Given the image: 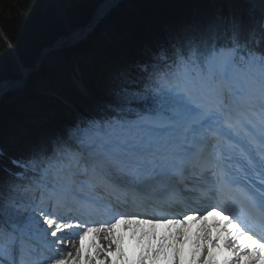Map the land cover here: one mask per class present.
<instances>
[{"label":"snow or ice","instance_id":"snow-or-ice-1","mask_svg":"<svg viewBox=\"0 0 264 264\" xmlns=\"http://www.w3.org/2000/svg\"><path fill=\"white\" fill-rule=\"evenodd\" d=\"M260 28L264 43V20ZM257 43L254 31L234 17L223 31H184L174 44L173 82L155 89L153 105L131 123L77 158L75 179L62 191L79 200L78 191L100 187L135 201L150 192L167 194L170 183H184L174 182L176 175L194 176L197 186L185 184L182 191L215 198L230 193L234 204L239 201L255 216L260 232L225 207L226 200L211 210H191L199 214L181 213L182 218L114 213V222L77 233L74 258L52 257L51 264H184L190 243L193 256L203 257L201 264H264V50ZM10 86L0 81V91ZM39 214L47 226L42 234L63 242L58 233L73 225L61 227L56 218ZM209 217L220 219L209 224ZM38 223L34 217L28 223L0 221V264H41L29 235L30 225ZM161 226L163 234L157 231ZM126 239L134 242L131 256Z\"/></svg>","mask_w":264,"mask_h":264},{"label":"trees","instance_id":"trees-1","mask_svg":"<svg viewBox=\"0 0 264 264\" xmlns=\"http://www.w3.org/2000/svg\"><path fill=\"white\" fill-rule=\"evenodd\" d=\"M102 1L0 0V58L10 67L9 73L0 69V81L22 78L21 67L36 66L46 47L88 23ZM233 17L254 31L264 50V13L246 0H121L87 38L46 54L22 86L2 96L0 143L9 145L11 134L25 128L21 145L52 153L58 145L74 147L69 135L81 114L135 116L153 105L155 89L171 74L180 35L223 31ZM7 175L0 166V203Z\"/></svg>","mask_w":264,"mask_h":264},{"label":"bare ground","instance_id":"bare-ground-1","mask_svg":"<svg viewBox=\"0 0 264 264\" xmlns=\"http://www.w3.org/2000/svg\"><path fill=\"white\" fill-rule=\"evenodd\" d=\"M118 1L119 0H105V1H103L102 4H100L98 6V8L95 11V13L98 14V15L102 14L108 8V6L111 3L118 2ZM250 1H252L253 4H255L257 7H260L262 9H264V7L261 6L262 4H264V0H250ZM80 33H83V31L79 32V34ZM2 81H8L9 83L13 82L12 80H9V79H4ZM4 92H5V90L4 91H0V98L3 96ZM92 127L90 126V129ZM118 128H119L118 125H113L112 127L107 128V130L111 129L108 132H107V130L104 131L105 129L101 130V132L99 134H97L96 137H94L93 140L95 141L97 139V140L103 141V139H108L109 137H112L117 131H119ZM90 134L91 133L88 132V135H90ZM183 195L185 196V198H183V201L185 202V205H187L186 203L193 204L195 197H199L200 199L209 198V197H201L198 193H195V192H192L191 194L183 192ZM226 201H228V203L225 204L224 206L225 207H233V209H234L233 214L239 216L241 219H244L246 221H251V218L249 217L248 210L242 204H240L239 201H236L235 204H234L230 194H228L226 196ZM219 204H221V203H219ZM219 204H217V205H219ZM143 205H146V204L143 203ZM195 205H198V204L195 203ZM55 206H57V205H55ZM39 209L41 211H43L46 215H49L51 217L56 218L57 222L61 225V227H63V225L66 224L65 218L60 217V215H61L60 213H59L60 215H57L56 213H53L52 210L50 211V206L49 207L48 206L39 207ZM191 210L192 209L190 207L185 206V208L180 213H187V214L198 213V212H193ZM208 210H211V208H208ZM227 214H228V212L225 211L224 215H227ZM177 218H182V215L178 216ZM219 219H220V217H209L208 223L211 224L215 220H219ZM104 224H106V223H104ZM41 225H44V224L42 223ZM101 225L102 224H93V225H90L88 227H100ZM198 227H199V222H197L196 224L193 225V227H192V233L193 234L196 232ZM86 229H82L80 227L79 230L75 231L73 228H68V229H65L64 232H61L59 234V236L63 237V242H58L57 238L53 241V246L55 247V252H54L52 257H59V258H64V259H69V260L71 258H74L76 256V249L79 247V241H78L77 233H81L82 234V232L84 230H86ZM175 230L176 229H172V231H175ZM67 231H68V233H67ZM121 231L126 232L127 230L122 228ZM157 231L159 233L163 234L166 231V229L165 230H158L157 229ZM103 235H104V233L101 234V237ZM99 242L102 245H104L105 248L107 247V241H105L103 238H101ZM87 243L88 242H86V244ZM133 246H134V243H133ZM125 247H126V249L128 247L127 239L125 241ZM194 250H195V246L192 243H190V244L185 246V250L184 251L188 252V253L184 254V256H188L187 259H186V264L187 263H189V264H195V263L196 264H201V261H202L203 257L202 256H195L194 257L193 256ZM69 253L72 254L71 257H69V255H68ZM101 258H103L102 255H101ZM109 260H111V258H109ZM41 264H51V261L48 258L42 259L41 260Z\"/></svg>","mask_w":264,"mask_h":264},{"label":"rangeland","instance_id":"rangeland-1","mask_svg":"<svg viewBox=\"0 0 264 264\" xmlns=\"http://www.w3.org/2000/svg\"><path fill=\"white\" fill-rule=\"evenodd\" d=\"M68 5H71V2L68 1ZM4 36V35H3ZM5 38V37H4ZM2 45V43L0 42V46ZM2 56V55H0ZM87 60L90 61V55L87 54ZM1 60V58H0ZM0 69L1 70H5L6 73L10 72V67L9 65L4 62L3 60L0 61ZM22 70V67H21ZM23 72V71H22ZM22 78H18V79H10V80H19ZM100 120H93L90 122V126H94V125H98L100 124ZM109 121L107 120L106 122H104V124L108 125ZM112 125H120V123L118 121H114L111 122ZM76 130H79V128H76ZM107 129H105L104 131H106ZM111 130L108 129L107 132ZM24 135H26V131H24V134H22L21 137H24ZM13 144H16V140H13ZM41 149L37 148V147H33L30 144L27 143V145H24L23 147H21L17 153H21L22 155H27V154H35L36 157H41ZM66 155H69V151H66ZM8 182V181H7ZM14 184V182L9 183L7 186V191H6V195L7 197L5 198V200H3L2 203H0V212L2 214L8 212L10 214V216L13 219H19L25 222H28V218L29 217H34L36 219V221H38L40 223V209L39 207H35L34 205L40 204V201L38 198L34 199V200H27L26 199V195L27 194H23V191L21 192V195L16 196L17 193H13L14 191L10 189V187ZM35 210V211H34ZM38 223V225H39ZM69 231V230H68ZM67 231V233H68ZM51 261V259H50ZM189 264V263H187ZM196 264V263H195Z\"/></svg>","mask_w":264,"mask_h":264},{"label":"water","instance_id":"water-1","mask_svg":"<svg viewBox=\"0 0 264 264\" xmlns=\"http://www.w3.org/2000/svg\"><path fill=\"white\" fill-rule=\"evenodd\" d=\"M103 1H105V0H103ZM120 1L121 0H119L118 2H120ZM102 2L100 4H102ZM118 2L111 3L108 6V8L100 15L94 13V16L91 18V20L88 23H86L84 26H81V27L74 29L69 35L62 36L60 39L57 40V42L46 47L43 50L42 56L40 57L37 65L36 66L22 67V71H23L22 79L15 80V81L12 80L13 82L10 83L12 86L8 87L5 90L4 94L7 93L8 91L12 90V89H16V88L22 86L26 82L30 73L37 70L41 66V63H42L46 54H48V53H50L56 49H59V48L63 47L64 45L75 44V43L87 38L95 30L98 23L101 22L109 14V12L118 4ZM0 28H1V26H0ZM81 31H83V33L79 34V32H81ZM2 34L4 35L5 39L8 40V37L4 33H2Z\"/></svg>","mask_w":264,"mask_h":264}]
</instances>
